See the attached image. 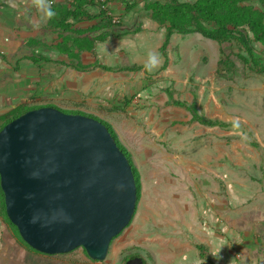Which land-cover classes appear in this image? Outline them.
<instances>
[{"label": "rangeland", "instance_id": "374dc122", "mask_svg": "<svg viewBox=\"0 0 264 264\" xmlns=\"http://www.w3.org/2000/svg\"><path fill=\"white\" fill-rule=\"evenodd\" d=\"M141 13L147 21L148 15ZM133 20L139 21V17ZM151 29L139 39L147 59L149 52L157 53L165 34L164 29L162 35L155 27ZM132 40L135 38L129 36L125 46H132ZM213 47L218 58L216 42L200 34L174 35L167 70L124 73L128 80L120 75L103 80L102 89L87 91L83 102L68 99L71 104L64 106L67 113H85L109 124L138 171L136 213L110 248L111 256L116 248H123L121 261L140 255L148 264H158V255L165 249L159 244L184 242L182 234L196 248L200 243L186 225L193 218L214 233L230 227L218 223L221 217L226 223L229 218L263 220L247 225L246 232L264 233V104H260L264 102V73L243 70L237 61L236 70L235 66L233 71L217 74ZM232 49L237 51L235 46ZM259 49L260 66L264 67V47ZM175 101L196 105L208 120L238 122L239 126L211 128L193 122L192 114L174 106ZM222 103L224 114L218 110ZM69 255L85 256L82 248ZM164 257L168 259L166 254Z\"/></svg>", "mask_w": 264, "mask_h": 264}, {"label": "water", "instance_id": "95a60500", "mask_svg": "<svg viewBox=\"0 0 264 264\" xmlns=\"http://www.w3.org/2000/svg\"><path fill=\"white\" fill-rule=\"evenodd\" d=\"M0 187L22 241L47 256L82 248L105 262L138 202L130 161L101 121L53 107L0 131ZM126 264H148L143 257Z\"/></svg>", "mask_w": 264, "mask_h": 264}, {"label": "crops", "instance_id": "0c3cea01", "mask_svg": "<svg viewBox=\"0 0 264 264\" xmlns=\"http://www.w3.org/2000/svg\"><path fill=\"white\" fill-rule=\"evenodd\" d=\"M74 1L53 0L52 8L56 15L49 20L43 12L38 11L32 5V0H0V116L26 103L52 105L66 111L64 106L71 104L68 99H73L76 104L83 102V96L87 91L102 89L101 81L103 80H110L119 75L120 79L128 80L124 73L140 74L141 72V74H145L144 64L147 61L145 45H139V39L143 38L148 31H153L151 29L153 27L161 35L163 29L151 18L146 21L145 16L142 17L143 3L140 1V6L130 13L126 12L125 4L121 3V0H111L106 4L110 15L122 18L124 25L121 32L129 33L121 39L110 37L107 41L96 44L95 55L89 52L83 53L80 62L83 65L91 66L98 62L107 67L139 65L142 67L140 71L114 73L99 68L77 71L74 67L66 66L65 63L80 64L76 59L72 61L77 52L74 42L85 38L80 34L81 32L97 25L95 21L87 19H83L81 22L69 20L68 23L72 25L70 31L60 29V14L64 12L63 9L70 8ZM124 1L133 3L135 0ZM98 11L99 9H90L89 13L95 15ZM135 17H139V21L133 20ZM149 21L151 24L148 23ZM136 23L140 24L136 27ZM135 27L134 31H130ZM136 31L140 33H135ZM68 34L70 37L66 36ZM129 36H133L135 40H132V46L126 47L129 45L127 42ZM125 44L127 45L125 46ZM63 46L64 49H62ZM130 47L131 49H129ZM160 48L161 45L158 46L157 53L160 54L164 62L163 64L161 62L160 66L155 69L156 72H160L165 63ZM213 48V60L215 59L214 62L217 66L220 60V48L218 58L214 57L215 47ZM130 53H132V58H130ZM190 56L187 55V57ZM168 59H170L169 55ZM184 61H186L185 58L182 59V62ZM142 83L143 81L140 83L141 87ZM129 84H132L131 80ZM262 103L264 104L260 101V104ZM218 110L224 114L225 103L219 104ZM262 221L229 218L226 223L225 218L221 217L218 218V223L230 227L224 233H214L210 227L211 230L208 227L204 229L198 218H193L186 223L187 230L191 231L190 234L196 243L207 247L209 262L201 260L199 252L191 244L190 238H187L186 234H182L183 238L181 239L184 242L180 240L159 244L165 249L162 252L163 255H158V264H264V233L246 232L247 225H254L256 222V224L263 223ZM255 228L251 227L252 230ZM122 251L123 248H116L111 256L110 249L105 262H93L87 256L80 255H43L22 244L14 228L0 218V264H121L120 254ZM164 254L168 259L164 257Z\"/></svg>", "mask_w": 264, "mask_h": 264}, {"label": "trees", "instance_id": "16d2710c", "mask_svg": "<svg viewBox=\"0 0 264 264\" xmlns=\"http://www.w3.org/2000/svg\"><path fill=\"white\" fill-rule=\"evenodd\" d=\"M109 1L101 0H75L70 8L63 9L60 14V29L70 31L72 25L68 23L72 21H95L96 26L81 32L85 36L83 39L76 40V60L80 63L81 55L89 52L95 55V45L107 41V39H121L128 33L121 32L123 29V20L120 17L110 15L106 7ZM118 1V0H117ZM143 3L142 11L151 18L161 29H164V39L160 48V52L165 59V63L161 68L164 71L169 66L168 48L174 35L188 36L200 34L204 38L214 41L220 48V60L218 63L217 74L223 75L226 70L237 65V61L242 64L243 70H252L257 73H264V67H261L258 54H261L260 47H264V0H135L133 3L121 0L125 4V10L130 13ZM90 9H99L98 13L91 15ZM116 19V22H114ZM135 33H140L136 31ZM237 48L234 51L233 47ZM230 49V50H229ZM75 50V51H76ZM73 55V51L71 53ZM72 59V61H75ZM67 67H74L77 71H89L99 68L106 72H138L142 69L139 65L130 67H107L100 63L94 65H83L65 63ZM237 66L235 67L236 70ZM172 97V94H169ZM174 106L181 107L190 112L193 116V122H197L207 127L229 128L234 124H226L223 122L208 120L201 116L197 106L188 105L185 102L175 101ZM53 107L52 105L23 104L14 110L0 116V131L10 122L17 119L21 115L40 108ZM56 108V107H55ZM63 113H67L57 108ZM67 114L84 115L101 121L111 131L116 143L124 152L133 169V173L137 185L138 199L140 198V181L138 171L134 167L131 155L121 146L120 142L113 133L111 127L106 122L85 113L73 112ZM0 218H4L8 224L13 225L7 218L4 196L0 187ZM17 232V229L13 227ZM18 233V232H17ZM20 242L27 246L22 239ZM28 247V246H27ZM31 249L30 247H28ZM196 248L200 258L209 262L208 249L202 244H197ZM32 250V249H31ZM36 252V251H34ZM38 253V252H37ZM85 256L86 253L84 251ZM88 257V256H87ZM142 257L140 255H132L122 259L121 264H126L129 259Z\"/></svg>", "mask_w": 264, "mask_h": 264}, {"label": "clouds", "instance_id": "9594fccd", "mask_svg": "<svg viewBox=\"0 0 264 264\" xmlns=\"http://www.w3.org/2000/svg\"><path fill=\"white\" fill-rule=\"evenodd\" d=\"M53 0H32V5L38 10L44 13V16L51 20L55 17L56 12L52 8ZM162 62V57L159 53L154 51L148 53V59L144 64L146 71H153L157 69ZM55 108V107H53ZM57 109V108H56ZM60 111V110H59ZM80 115V114H79ZM84 116V115H83ZM234 126L238 127V122H234Z\"/></svg>", "mask_w": 264, "mask_h": 264}, {"label": "built area", "instance_id": "2783aa9c", "mask_svg": "<svg viewBox=\"0 0 264 264\" xmlns=\"http://www.w3.org/2000/svg\"><path fill=\"white\" fill-rule=\"evenodd\" d=\"M114 22H116V19H115V21Z\"/></svg>", "mask_w": 264, "mask_h": 264}]
</instances>
